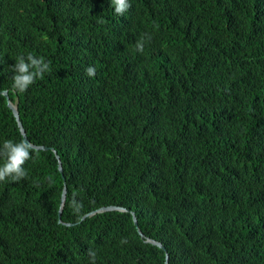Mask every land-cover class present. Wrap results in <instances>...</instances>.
<instances>
[{"label":"trees","instance_id":"trees-1","mask_svg":"<svg viewBox=\"0 0 264 264\" xmlns=\"http://www.w3.org/2000/svg\"><path fill=\"white\" fill-rule=\"evenodd\" d=\"M130 3L118 17L107 0H0V92L50 148L29 147L0 95V264H264V130L213 114L228 90L208 86L231 75L247 83L240 101L264 109V0ZM179 23L196 33L169 30ZM37 26L56 72L24 57L51 61L30 48ZM74 50L90 81L79 98ZM18 156L30 159L20 183ZM64 185L72 227L59 223ZM109 206L127 212L82 220Z\"/></svg>","mask_w":264,"mask_h":264},{"label":"clouds","instance_id":"clouds-1","mask_svg":"<svg viewBox=\"0 0 264 264\" xmlns=\"http://www.w3.org/2000/svg\"><path fill=\"white\" fill-rule=\"evenodd\" d=\"M107 1L110 5L112 12L118 17L127 15L131 9L130 0H107ZM120 25H124V24L121 22H117V23H114L111 26L105 28L104 30H108V28H109L110 31L113 32ZM59 29L66 37L69 38V35L66 31L62 30L60 27H59ZM169 30H176L177 32H179L181 34L196 33L192 28L182 27L180 25V23L178 25H176L175 27L169 29ZM36 33L40 36V38L34 39L31 42V47H30L31 50L32 51L35 49L42 50L47 56H49L51 58V61H48L45 58H43L39 55L33 54V53H29L27 55H24V57H26V58L30 57L32 59L38 60L40 63L46 64L48 69L44 70V71L50 72V70L53 68L54 71L56 72V69L60 63V59H59L57 52L53 50L52 53H48L47 40L42 36V33L40 32L38 26L36 28ZM129 56H130V54H125L122 56L121 59L127 58ZM74 59H76V62L73 64V68L69 74V77H70L71 83H72V85H71L72 86L71 89L73 91L72 97L79 98V97H84L86 92L88 91V89L90 87L89 73L85 70L84 62L80 59L79 54L76 50H74ZM89 72L92 75V70ZM208 86H209V91L210 90H217V89L228 90V95L226 97L219 98L217 100V105L213 107V114H218L219 116H221L223 118H228L231 115L237 113V114H240V116L248 123L253 134H255L260 129L264 130V109L254 108V107L249 106L247 104H244L240 101L241 95L246 90L247 83H242L240 85H237L235 83V81L233 80L232 76L226 74V75L218 77V78H210ZM27 144L29 145V147H30V145H34L31 142L30 143L27 142ZM38 147H45L48 150L50 149L47 146H38ZM31 149H33V148H31ZM34 150H38V149H34ZM40 150H42V149H40ZM51 150L53 152H55V154H56L55 149L51 148ZM43 151H47V150H43ZM56 158L58 159V164H59L58 170L60 171V166H61L62 172L60 171V173L63 175L64 171H63L62 160L58 154H57ZM15 160L20 165V170L22 173H19V174L23 175L24 177L20 178V179H16L14 181L16 183H20L26 179L27 165H28L30 159L24 160L20 156H18ZM37 174H41V175L36 176ZM32 175L35 176V178L37 179L38 184L40 186L51 187V188L56 189V183H57V176L56 175H46L42 172H37V171H35V173H33ZM63 178H64V175H63ZM64 187H66V185H64ZM67 193H68V191H67ZM62 195H63V193H62ZM61 199H62V197H61ZM58 215H59V213H58Z\"/></svg>","mask_w":264,"mask_h":264},{"label":"water","instance_id":"water-1","mask_svg":"<svg viewBox=\"0 0 264 264\" xmlns=\"http://www.w3.org/2000/svg\"><path fill=\"white\" fill-rule=\"evenodd\" d=\"M0 95L6 97V99H7V105H8V107L12 110L13 115H14V117H15L17 123H18V127L20 128V131H21V133H22L24 139H25L28 143H30V142L28 141V139H27L26 131H25V129H24V127H23V124H22V122H21V120H20V114H19V111H18V103H17V102L13 103V102L11 101V99H10V97H9V94H8V91H7V90L0 92ZM30 147L33 148V149H38V150H40V149H42V150H48V149L45 148V147H38V146H36V145H30ZM60 171L62 172L61 166H60ZM66 198H67V188L64 187V189H63V195H62V199H61V206H60L59 215H58V217H59V223L62 224V225H65V226H67V227H72V226H74V224H71V223H64V222L62 221V214H63V211H64V206H65ZM110 211H122V212H127V210H126L125 208L118 207V206L103 207V208L98 209V210H96V211H93V212H91V213H89V214H86V215L82 218V220L86 219L87 217H91V216H94V215H96V214H99V213L110 212ZM132 216H133L134 224L137 226V229H138L139 234H140L142 237H144V234L142 233V231H141V230L139 229V227H138V220H137L136 215H135L134 212H132ZM146 242L151 243V244H153V245H155V246H158V247L161 248L162 250H166L165 246H164L162 243H160V242H158V241H156V240H154V239L147 238ZM166 259H167L166 264H168V261H169V255H168V254L166 255Z\"/></svg>","mask_w":264,"mask_h":264}]
</instances>
